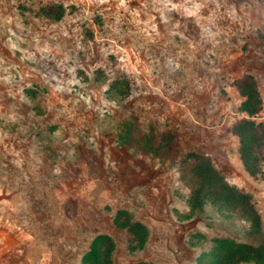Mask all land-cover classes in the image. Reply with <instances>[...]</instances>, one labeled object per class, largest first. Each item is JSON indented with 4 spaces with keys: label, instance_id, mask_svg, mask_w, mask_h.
I'll use <instances>...</instances> for the list:
<instances>
[{
    "label": "rangeland",
    "instance_id": "rangeland-1",
    "mask_svg": "<svg viewBox=\"0 0 264 264\" xmlns=\"http://www.w3.org/2000/svg\"><path fill=\"white\" fill-rule=\"evenodd\" d=\"M246 119L262 125L257 174L235 133ZM189 154L264 222V0H0V264H85L98 236L114 264L255 244L239 214L192 208Z\"/></svg>",
    "mask_w": 264,
    "mask_h": 264
},
{
    "label": "trees",
    "instance_id": "trees-1",
    "mask_svg": "<svg viewBox=\"0 0 264 264\" xmlns=\"http://www.w3.org/2000/svg\"><path fill=\"white\" fill-rule=\"evenodd\" d=\"M239 90L244 98L241 112L250 118L256 117L262 110V103L254 78L247 77L246 81L239 85ZM261 131L262 125L250 119L238 123L235 127V133L240 138L241 158L246 169L252 174L259 171L260 160L255 156V148L260 140ZM186 165L196 166L194 172L197 187L190 186L192 208L201 210L210 206L229 219L239 214L241 218L249 221V234L255 240L253 245L240 244L233 240L216 241L217 246L210 253L203 255L202 264H264V222L252 204V198L230 186L208 157L189 154L183 159L181 170ZM123 215L122 211L117 213L115 217L117 226L125 228L134 237L146 238V228L135 222L124 224ZM106 241H110L107 236L95 238L89 251L83 256V262L114 264L113 248L106 249Z\"/></svg>",
    "mask_w": 264,
    "mask_h": 264
}]
</instances>
